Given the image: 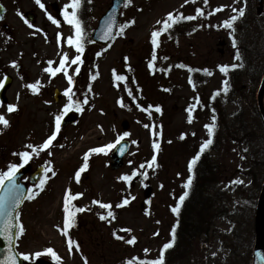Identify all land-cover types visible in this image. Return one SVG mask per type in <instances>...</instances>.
<instances>
[{
    "label": "rangeland",
    "instance_id": "obj_1",
    "mask_svg": "<svg viewBox=\"0 0 264 264\" xmlns=\"http://www.w3.org/2000/svg\"><path fill=\"white\" fill-rule=\"evenodd\" d=\"M1 1L7 8V25L4 28L0 24V69L13 75L10 95L18 105L11 113L7 106H0V112L10 121L7 128L0 124L3 171L13 161L11 150L31 151L27 145L39 146L54 130L55 117L68 102L65 95L56 102L54 90L64 92L68 81L63 71L52 76L44 69L58 67L65 52L69 55L66 64H70L77 52L67 43L74 30L62 14L69 0H41L43 9L35 0ZM110 3L111 0H82L79 10L84 29L83 63L79 64L78 74L74 71L77 65L67 71L74 78L73 99L82 102L87 94L88 104L81 103L83 111L77 123L60 130L50 148L41 150L38 156L33 154L28 163L33 169L51 161L56 175L45 173L43 178L47 175L49 179L44 190L33 200L26 199L19 211L25 233L16 241L18 253L33 254L26 262L43 258L51 264L58 262L43 252L48 247L61 257L59 264H85V257L87 264H126L132 258L137 264L155 259L171 239V229L177 222L171 209L186 191L187 177L193 176L188 163L208 139L205 125L215 123L213 143L204 151V161L212 169L208 187L222 211L212 212L204 221L198 219V228L190 225V236L177 238V246L167 255L165 264H250L254 207L264 173V125L256 103L264 71V10L258 13L257 0H247L245 19L234 22L233 35L242 56L237 61V48L229 36L231 29L218 25L236 15L234 8L245 7L244 0H209L208 4L203 0H189L187 4L184 0H133L131 5L122 7L119 25L133 18L135 23L125 27L122 35H115L109 44H95L91 36L97 19ZM220 5L227 7L208 15ZM198 7L204 9V15L196 13ZM18 9L23 14L28 10L35 12L36 18L31 22L35 27L24 22ZM260 9H264V0ZM170 11L194 15L196 19L181 20L178 27L173 25L160 35L154 68L150 69L151 32L162 26L156 21L166 18ZM49 13L60 21L59 25L48 19ZM119 30L118 26L116 32ZM13 60L17 61L16 66L11 64ZM232 63H243V67L230 70L227 75L219 70L218 65ZM113 70L126 79L116 80ZM97 72L99 75L92 80ZM37 80L41 82L39 92L33 93L26 85ZM225 80L226 93L222 83ZM217 89L221 91L213 99ZM156 105L160 112L155 110ZM193 105V119L189 122L188 109ZM124 119L129 121L127 130L122 126ZM124 132L130 133L124 138L131 142V148L123 168H110L114 148L106 153H92L89 167L76 182L74 174L83 163V154L89 148L114 143ZM153 140L159 143L158 151L152 147ZM154 154L157 166L149 167L146 161ZM136 169L139 172L131 182L118 179ZM142 173H147L146 177ZM237 179L244 183H230ZM39 184L34 190L39 191ZM69 187L73 194L83 193L72 203L86 206L85 211L76 213L68 232L79 244V249L74 245L71 253L68 237L56 227H63V200ZM125 197L130 198V203L116 207ZM93 200L110 202L115 219L101 220L100 214L107 215L109 209L92 203ZM197 209L200 210L198 205ZM132 236L137 239L128 244ZM144 249L150 251L146 253ZM37 251L41 256L34 255Z\"/></svg>",
    "mask_w": 264,
    "mask_h": 264
},
{
    "label": "snow or ice",
    "instance_id": "obj_2",
    "mask_svg": "<svg viewBox=\"0 0 264 264\" xmlns=\"http://www.w3.org/2000/svg\"><path fill=\"white\" fill-rule=\"evenodd\" d=\"M192 2L195 3V0H192ZM203 2L205 4H208L209 0H203ZM35 3L37 5H39L40 8H42V9L45 8V5L41 2V0H35ZM132 3H133V0H124V6L125 7L131 5ZM184 3L185 4L189 3V0H184ZM244 3L246 6L247 0H244ZM81 4H82V0H69V3L64 5L63 13H62L64 20L69 25H71L73 27V30H74V35H69L67 37V43L76 48L77 54L71 58L70 64H66V61L69 60V55L67 52H65V53H63V56L59 61L58 67H56V68L47 67L44 69L45 72L50 73L52 76H56L57 73L63 71V73H64V75L68 81V87L64 89V95L67 96L68 102L63 105V109H62L61 113L56 115V117H55V128L51 132V134L48 135L47 138L42 142V144H40L39 146H33V145L29 144V145H27V148L31 149V151L25 150V151H21L19 153H14L13 155L18 156L20 158L21 162L9 163L6 171H0V185H3L6 180L10 181L7 193L11 194V196H8L7 193L4 196H0V217H3L2 222H0V237H4L5 240L8 242L6 254L4 255L3 258H0V264H20L19 260L17 259V256L22 257L24 261H29L31 256L33 255L32 253H26V252L17 253L12 248L13 240H18L25 233V227H24L23 223L19 222V217H20L19 211H16L15 219H13L12 213H11L12 209H15L16 207H18L22 203V199L20 196V189L22 186L15 183V177L18 173V170L21 169L24 165L29 163V161L33 158V154L38 156L40 154L41 150H46V149L50 148L53 141L56 139L57 135L60 133L61 120H62L63 116L67 115L68 112L73 110L74 107H75L76 111H83V108L81 107V103L82 104H88L87 94H85L82 102L79 100L73 99V97L75 96V93L73 91L74 78H73V75H70L67 71V69L70 68L72 65H77V67L75 68L74 71L76 74H78L80 72L79 64L83 63L82 54L84 53V46H83L84 29H83L82 21L80 20L79 15H78V11L81 8ZM225 7H227V5H220L217 8L213 9L212 12L208 13V15H212L214 12L221 11ZM69 9H71V11H69ZM245 10H246L245 7H241L238 9L234 8L233 12L236 13V15L230 16L229 18L225 19L221 25H218V27H225V28L231 29V31L229 32V36L232 37V45L234 48H237V43H238L236 37L233 35V33L235 32L234 22L245 14ZM17 11H18V14H20L21 17L24 19V22L29 25V27H35V25L31 24L28 21V19L26 17H24V14L22 12H20L19 9ZM196 13L199 15L205 14L204 9L199 8V7L196 8ZM0 18H3V17H0ZM48 19L52 20L53 23H56L57 25H59V23H60V21L58 19H56L55 17H53L50 13L48 14ZM193 19H196V16L185 15L183 12L174 13V11H170L166 14V18H164L163 20H157L156 21V23L158 25H162V26L160 28L153 29V31L151 32V43L153 46V55H152V60L149 61V64H148V67L150 69L154 68L153 61H155V59H156L155 48L159 46V39L158 38L160 37V35L162 33L167 32L171 27H173V25L179 23L181 20H193ZM134 23H135V19L133 18L132 20L126 21L124 24L119 25L120 30L118 32H116L115 35H122L124 32V28L131 25V24H134ZM114 24H115V18L112 17L106 23V25L104 27V31L100 37L101 39L107 40L110 37L113 39L115 38L113 36V33H112V28H113ZM41 31H42V29H41ZM193 31H195V29H193ZM34 34L35 33H33V35ZM59 38L60 37L58 36V39ZM100 54L101 53H97L98 56ZM124 59L127 60L128 58L125 57ZM165 59H167V58L165 57ZM234 59L237 61L242 60V56H241V53L238 50V48L235 52ZM52 63H53V61H51V60L48 61L49 65H52ZM11 64L13 66H16L17 61L13 60V61H11ZM180 67H187V66L186 65H180ZM218 67L222 73L227 75V73L230 70L237 69L238 67H243V63L223 64V65H218ZM203 71H205L206 73L211 75V72H209L208 69H203ZM113 73H114L116 80H125L126 79V77L123 75L115 74V70H113ZM98 75H99V72H97L95 75L91 76V79L95 80ZM5 80H7V76H5L4 79H0V88L4 87ZM40 83L41 82L39 80H37L34 83L27 84L26 87L29 88L33 93H38L39 92L38 86L40 85ZM189 83H192L193 87H195V84L192 82L191 77H189ZM222 83L224 85L223 91L226 93L228 91V81L225 80ZM88 90L91 91V85L88 86ZM220 91H221L220 89H217L214 92L213 99L215 98L216 95L219 94ZM129 95H131V93H129ZM17 98H19V95L17 96ZM120 102L123 106V102L122 101H120ZM45 103H51V101H45ZM0 106H2V105H0ZM149 107H152V106L150 105ZM193 107H194V105L190 106L188 109V112H189L188 120H189V122H191L193 119V116L191 115ZM17 108H18L17 104L9 103L7 105V111L10 113L13 112L14 110H17ZM145 110L147 111V109H145ZM155 110L157 112H160L161 111L160 106L156 105ZM211 119L214 122L216 120V116L213 115ZM0 124H2L4 126V128H7L10 125V121L6 118V116L2 112H0ZM145 127H149V126L145 125ZM215 127H216L215 123H209V124L205 125V128L208 131V139H205L199 145V151L196 152V154L189 161V163H188L189 172H192L195 165L197 164V161L200 159L201 155L204 153V151L210 145H212V143H213L212 137L214 134ZM2 131H3V128H0V132H2ZM129 135H130L129 132H124L122 135L117 137V140L114 143H108V144H105L103 146L89 148L83 154V163L75 171L74 175H75L76 182L80 181L81 173L84 172L89 167L88 160H89L90 154H92V153H97V154L106 153L109 149L114 148L116 146V144H118L121 140H123L124 137H127ZM181 138H183V134H182ZM132 143L135 144L136 141H132ZM61 147H63V145H61ZM152 147L154 150L158 151L159 150V143L157 141L153 140ZM244 151H247V149H245ZM49 155H51V152H49ZM129 163H131V161H129ZM146 163L148 164L149 167L157 166L156 165V155L154 154L152 156L151 160L146 161ZM45 164L48 166L44 168V172L45 173L50 172L52 176H55L56 172L51 167V161H46ZM140 167L143 168L144 165L142 164ZM138 172H139V169L133 170V172L131 174H123L120 177H118V179L131 182L132 178L134 176H136L138 174ZM142 174L145 177L147 175V173H142ZM48 179H49V177L47 175H45V177L43 179H41L40 184L38 186L39 191L34 190L37 186H34L33 188H29L27 190L28 191L27 199L28 200L35 199L40 194V192L44 190V186L47 183ZM192 180H193V176L189 175L187 177V180H186L185 185H184V187L186 189L191 187ZM230 183L242 184L244 182L242 180L237 179L234 181H230ZM82 195H83V193L73 194L71 192L70 187L65 190L64 200H63V212H64L63 227L61 228L60 225L56 226L61 231V234L68 237L67 238V245H68L69 253H71L74 245L77 249H79V244L77 242L73 241L70 236H68V232L73 227V225L75 223L76 213L83 212L86 210V206L85 207H78L72 203L73 200L77 199L78 197H80ZM188 195H189V193L186 190L179 196V201L171 209V211L173 213L179 215L180 207ZM131 199H134V197H131ZM92 203L99 204L104 209H109V211L107 212V215H104L103 213L100 214L101 220H106L108 217H112L113 219H115L114 213L110 210L112 208V205L110 202L104 203L100 200H93ZM129 203H130V198L125 197L120 204L116 205V207H123L125 205H128ZM245 203H250V202L246 201ZM126 231L130 232L131 229H127ZM114 235H115V233H114ZM154 235H155V233H154ZM117 238L121 239V240L124 239L123 236H117ZM136 239L137 238L135 236H132L130 239L127 240V243L133 244L136 241ZM175 239H176V225H173V227L171 229V240L164 243V245L162 246V248L159 251L158 257H156L155 259H151V260H147V259L141 260L140 264H165V251L173 246ZM144 251L147 253L150 250L144 249ZM43 252L51 254V257L55 261H57L59 264L61 257L58 255V253H56L54 251L53 248H51V247L45 248L43 250ZM34 255L36 257H39V256H41V252L37 251L34 253ZM213 255H215V253H213ZM134 259H136V258H132V259L127 260L126 264H133ZM85 264H87V258L86 257H85Z\"/></svg>",
    "mask_w": 264,
    "mask_h": 264
},
{
    "label": "water",
    "instance_id": "obj_3",
    "mask_svg": "<svg viewBox=\"0 0 264 264\" xmlns=\"http://www.w3.org/2000/svg\"><path fill=\"white\" fill-rule=\"evenodd\" d=\"M124 0H113L112 7L99 19V27L96 29L94 34V40L100 43H107L112 38L110 37L107 40L101 39V35L104 31V27L106 23L112 18H115V24L112 28V33L114 36V32L116 29V26L118 24V16H119V10L121 6L123 5ZM4 13V8L2 4H0V17H2ZM9 84V83H8ZM8 86V85H7ZM57 99L60 98V94L57 93ZM258 106L260 113L264 119V76L260 85V88L258 90ZM76 120V115L73 113H69L65 118L63 122V126H66L67 124L73 122ZM125 127H128V123L125 122ZM129 147V143L127 141L122 142L116 150L112 153L111 157L113 159V162H111V166L113 169L120 168L124 163V155L127 152ZM42 168H39L38 171L35 172V176H33V179H37ZM18 182H20L19 177H16ZM21 185V184H18ZM22 186V185H21ZM9 188V183L4 186L2 194L0 196H4L7 193V190ZM26 188L21 187L20 189V196L23 201L25 195H26ZM8 196H11L10 193H7ZM21 205V204H20ZM16 207L15 209L11 210L12 217L15 219L16 211L20 207ZM3 217H0V222H2ZM15 231V230H14ZM255 233H256V239H255V247H254V254H253V264H264V183L262 186V190L258 199L257 209H256V215H255ZM15 240H13L12 248L15 250L14 246ZM8 247V242L5 240L4 237H0V258H3L6 254V250ZM17 259L19 260L20 264H25L19 256H17ZM36 264H47L45 261H40Z\"/></svg>",
    "mask_w": 264,
    "mask_h": 264
},
{
    "label": "trees",
    "instance_id": "obj_4",
    "mask_svg": "<svg viewBox=\"0 0 264 264\" xmlns=\"http://www.w3.org/2000/svg\"><path fill=\"white\" fill-rule=\"evenodd\" d=\"M201 193H202V191L200 189H198V191L196 193H193V195L191 194L190 198L187 199L186 205L187 206L192 205L194 203V199H197L199 197V195H201ZM208 198L209 197H204L203 201H209ZM190 215H191V217L184 213V215L180 217L183 220V226L181 225V228L179 229V233H177V230H176L177 238H179L180 240H181L180 237H185V238L189 237L191 234L190 228H191V226L194 227V224L192 222L193 217H194L193 211L190 213ZM173 246L174 247L171 248L169 252H173L175 250V248L177 246V240ZM134 264H136V263H134ZM137 264H140V263H137Z\"/></svg>",
    "mask_w": 264,
    "mask_h": 264
},
{
    "label": "flooded vegetation",
    "instance_id": "obj_5",
    "mask_svg": "<svg viewBox=\"0 0 264 264\" xmlns=\"http://www.w3.org/2000/svg\"><path fill=\"white\" fill-rule=\"evenodd\" d=\"M6 25L7 24L4 25V28L6 27ZM4 71L5 70L0 69V79H3V77L6 76V74H4ZM10 88H8L6 90V92L3 94V96H0V105H8L9 103L12 102V100H11L12 97H10V95H9ZM1 97L4 98V101H2ZM16 160H18V158H16ZM12 162L15 163L16 161L13 160ZM27 169L29 171V168H27Z\"/></svg>",
    "mask_w": 264,
    "mask_h": 264
}]
</instances>
